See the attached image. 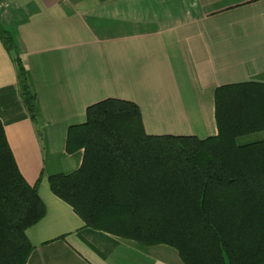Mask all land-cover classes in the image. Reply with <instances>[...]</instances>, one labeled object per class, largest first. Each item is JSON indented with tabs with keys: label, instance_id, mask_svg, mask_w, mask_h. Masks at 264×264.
I'll use <instances>...</instances> for the list:
<instances>
[{
	"label": "crops",
	"instance_id": "0c3cea01",
	"mask_svg": "<svg viewBox=\"0 0 264 264\" xmlns=\"http://www.w3.org/2000/svg\"><path fill=\"white\" fill-rule=\"evenodd\" d=\"M9 31L37 93L40 130L20 94L16 53L0 35V120L45 216L27 230V264H185L165 243L85 225L48 177L71 173V126L106 98L136 102L153 135L218 134L216 89L264 82V0H7Z\"/></svg>",
	"mask_w": 264,
	"mask_h": 264
},
{
	"label": "trees",
	"instance_id": "16d2710c",
	"mask_svg": "<svg viewBox=\"0 0 264 264\" xmlns=\"http://www.w3.org/2000/svg\"><path fill=\"white\" fill-rule=\"evenodd\" d=\"M16 53L21 98L40 130L37 93ZM218 134H148L140 106L106 98L86 121L70 127L67 151L84 150L74 172L48 177L52 192L85 225L144 245L175 247L185 264H264V82L216 89ZM46 214L38 184L20 171L0 120V264H27L34 245L27 230Z\"/></svg>",
	"mask_w": 264,
	"mask_h": 264
},
{
	"label": "rangeland",
	"instance_id": "374dc122",
	"mask_svg": "<svg viewBox=\"0 0 264 264\" xmlns=\"http://www.w3.org/2000/svg\"><path fill=\"white\" fill-rule=\"evenodd\" d=\"M263 139H264V130L241 136L238 138V141L240 143H249V142L259 141Z\"/></svg>",
	"mask_w": 264,
	"mask_h": 264
},
{
	"label": "built area",
	"instance_id": "2783aa9c",
	"mask_svg": "<svg viewBox=\"0 0 264 264\" xmlns=\"http://www.w3.org/2000/svg\"><path fill=\"white\" fill-rule=\"evenodd\" d=\"M7 5H8L7 0H0V14L4 10V8L7 7Z\"/></svg>",
	"mask_w": 264,
	"mask_h": 264
}]
</instances>
